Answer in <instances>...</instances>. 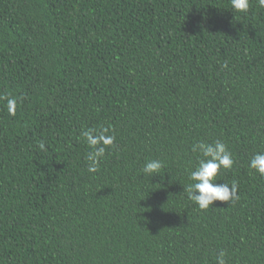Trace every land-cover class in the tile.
Masks as SVG:
<instances>
[{"label": "trees", "instance_id": "1", "mask_svg": "<svg viewBox=\"0 0 264 264\" xmlns=\"http://www.w3.org/2000/svg\"><path fill=\"white\" fill-rule=\"evenodd\" d=\"M217 140L238 198L202 210L192 146ZM261 152L258 0H0V264H264Z\"/></svg>", "mask_w": 264, "mask_h": 264}, {"label": "clouds", "instance_id": "2", "mask_svg": "<svg viewBox=\"0 0 264 264\" xmlns=\"http://www.w3.org/2000/svg\"><path fill=\"white\" fill-rule=\"evenodd\" d=\"M234 10L246 12L249 9V0H230ZM259 6L264 8V0H258ZM227 67V65H224ZM17 99L15 97L7 98V110L9 114L15 115ZM108 129H102L97 132L96 129H88L82 133L87 144L93 150L87 154L88 171L95 173L98 170L100 159L105 155L106 148L112 146L115 136L108 135ZM40 148H44L41 143ZM194 153H199L203 158L199 159L195 170L190 172L189 179L193 183L189 184L186 189L187 196L194 201L200 209L206 210L214 202L220 201L225 203H234L238 198L237 185L233 182L231 185L217 183L215 177L221 168L231 169L234 160L231 152L226 145L217 140L214 143L198 142L192 146ZM249 166L264 175V152L257 153L250 160ZM163 167L160 160H148L143 166V173L149 176L158 175ZM216 264H227L225 260V252L221 251L216 257Z\"/></svg>", "mask_w": 264, "mask_h": 264}]
</instances>
